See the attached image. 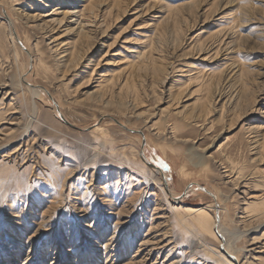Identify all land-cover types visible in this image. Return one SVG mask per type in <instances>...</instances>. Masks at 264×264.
Wrapping results in <instances>:
<instances>
[{"label":"rangeland","instance_id":"rangeland-1","mask_svg":"<svg viewBox=\"0 0 264 264\" xmlns=\"http://www.w3.org/2000/svg\"><path fill=\"white\" fill-rule=\"evenodd\" d=\"M9 4L30 80L67 119L88 128L111 113L141 130L170 189L211 186L240 264H264V0H98L95 21L72 18L85 30L42 16L40 0ZM2 19L0 264H227L186 210L213 214V197L171 200L141 135L110 119L74 130L32 97L29 58Z\"/></svg>","mask_w":264,"mask_h":264},{"label":"bare ground","instance_id":"bare-ground-1","mask_svg":"<svg viewBox=\"0 0 264 264\" xmlns=\"http://www.w3.org/2000/svg\"><path fill=\"white\" fill-rule=\"evenodd\" d=\"M12 2L14 0H11ZM11 1L7 2V0H0V10L3 14V19L2 21L4 22V24L6 25V27L9 29L10 33L12 34L13 38L18 42L19 46H21V48H24L26 47L19 35L17 34V29H16V23H15V20L12 18V16L8 13L9 11H7L6 7H10L11 9H14L13 7V4H9V3H12ZM56 0H40V4H42L43 6L45 7H51V12H49L48 10H44L41 15L44 16V17H51V19L53 21H63L61 20L62 18H67L68 20H70L72 23L73 21L78 23V28L80 30H85L84 29V26L86 24H83L82 21L78 20L77 18L76 19H72L74 18V16H80L82 13H84L85 10H89L90 13L91 11L94 13L93 16L91 17H88V20L89 22H93L95 21V19H97V16L95 14V7H97V1L98 0H81V6L79 7H73L74 4H77L79 1L78 0H65V2H63L62 0H58V2L56 3L55 2ZM68 1H71V2H68ZM100 1V0H99ZM112 1V0H111ZM116 3L117 2H120L122 0H115ZM133 2V1H132ZM16 3V2H15ZM52 3H56L54 6H52ZM62 3H64V6H62ZM101 3V2H100ZM191 3V2H190ZM199 3V2H198ZM131 4V3H130ZM10 5V6H9ZM78 5V4H77ZM116 5V4H115ZM199 5V4H198ZM111 6V5H110ZM115 7V6H114ZM164 7V6H163ZM194 7V6H193ZM63 8V11H61V13L63 14V17H61L60 19L58 18H55V15L54 14H61L60 11L58 10H61ZM173 11L174 14H176L175 16L177 17V19H175V23L179 22V18L178 16L183 13V9L185 8L184 5H180L179 6H175L173 7ZM195 8V7H194ZM32 9V8H30ZM48 9V8H47ZM170 9V8H169ZM191 9V8H190ZM189 9V10H190ZM172 11V12H173ZM12 12V11H11ZM170 12V10H169ZM180 13V14H179ZM61 14V15H62ZM36 15V14H35ZM83 16V15H82ZM184 16V15H183ZM81 17V16H80ZM172 17V16H171ZM79 18V17H78ZM183 18V17H182ZM80 19V18H79ZM83 20V19H82ZM184 20V19H183ZM170 21V20H169ZM46 23V22H45ZM48 24V23H47ZM46 24V25H47ZM49 25V24H48ZM89 25V24H88ZM178 25V24H177ZM43 26V25H42ZM46 28V26H45ZM44 28V29H45ZM77 29V28H76ZM48 32V30H47ZM82 33V32H81ZM224 38V36H223ZM231 38V37H230ZM223 41V39H222ZM226 44H229V43H226ZM27 51L26 54L29 58V64H28V67L27 69L24 71L23 75L21 76V82L22 84L26 85V87L28 88V90L31 92V94L33 95L32 97H40V96H43L47 99V101L50 103L51 107L55 110L58 118L61 120L60 118V115L58 113V108L60 109V112L62 113V115H64L63 111L61 110L60 106L53 100V97H52V94L51 92L49 91L48 88H46L45 86H41V87H32L31 85L34 84V85H38V84H35L33 83L31 80H30V74L31 73V70H32V67L34 66V63H35V59L33 57V55L31 54L30 50L28 48H26ZM65 50L61 51L58 53V55L60 53H63ZM65 54V53H64ZM67 54V53H66ZM79 55V54H78ZM63 58V57H62ZM89 68V67H88ZM100 73V72H99ZM93 74V73H92ZM104 74V73H102ZM218 97H222V94L221 93H218L217 95ZM36 110V105L34 104V113ZM65 116V115H64ZM111 116H114L113 114H104L101 116L100 120H102L101 123H103L104 121H106L107 119H110ZM35 117V114L32 116V119L31 121H33ZM65 118L67 119V117L65 116ZM116 118V117H115ZM117 119V118H116ZM68 120V119H67ZM112 120V119H110ZM120 124L124 125V126H127V124L121 120V119H117ZM31 121L29 122L28 125H26L25 129L29 130V127H30V124H31ZM62 121V120H61ZM63 122V121H62ZM64 123V122H63ZM101 123L99 124H96L94 125L93 128H95L96 126L100 125ZM129 127V126H127ZM92 128V129H93ZM138 130V134L141 135V137L143 138V141L145 140V136L142 134L141 131H139V129H136ZM141 132V133H140ZM252 142V141H251ZM256 145V144H255ZM253 145L252 146V149L253 150H256L255 153H257V150H258V147ZM22 150L20 146H18L17 148H15L11 153L14 155V154H17L19 153V151ZM144 151V150H143ZM196 155V154H195ZM142 157V155H141ZM143 160L147 163L148 160V157L145 155V152H144V157H142ZM260 158V157H259ZM148 164V163H147ZM155 168V172L157 173V175L160 177V180L163 182L162 184V189L165 191L166 190V194L167 196L173 200V201H178L179 200V197L182 196L184 193L188 194L190 193L191 191H194V192H203V193H207L209 195H211L213 197V201H214V204H213V208L215 210V213L211 214L208 209H206L205 207H201V208H192V207H185L186 210L188 211V213L192 216H196L194 218V220L200 224V225H204L205 223H208L209 222V225H210V228L211 230L215 233V235L217 237H219L221 239L220 241V249L222 251V258L225 259L227 261V264H240V261H239V258H238V255H237V250H235L232 246H231V241H230V236L227 235L223 229L220 227L219 225V221L221 220L220 219V214L222 212V206L220 204V202L218 201V197L217 195L214 193V191L212 190L211 186L205 184L204 186L201 185V183H192L190 184L189 186L186 187L184 193L181 195L179 193H176L174 192L172 189H170L169 187V181L167 179V175L161 170L159 169L158 167H153ZM152 179V178H151ZM207 183V182H206ZM130 187V186H129ZM114 205V204H113ZM194 214V215H193ZM193 219V218H192ZM208 221V222H206ZM195 223V222H194ZM116 229V227H115ZM228 233V231H227ZM151 237V236H150ZM148 240V239H146ZM152 240V239H151ZM150 241V239H149ZM153 241V240H152ZM147 243V242H146ZM169 244V242H167ZM148 244V243H147ZM166 244V243H165ZM144 249V248H143ZM173 249V248H170V250ZM174 250V249H173ZM243 250V249H242ZM160 253V252H159ZM170 253V252H169ZM145 254V253H144ZM141 259V258H140ZM175 263V261L173 262ZM178 264V263H176Z\"/></svg>","mask_w":264,"mask_h":264},{"label":"water","instance_id":"water-1","mask_svg":"<svg viewBox=\"0 0 264 264\" xmlns=\"http://www.w3.org/2000/svg\"><path fill=\"white\" fill-rule=\"evenodd\" d=\"M22 49H23L24 51H27V50H26V47H24V48H22ZM31 86H32V87H41V86H39V85H34V84H32ZM58 113H59V115H60L61 120H62L67 126H69L70 128H72V129H74V130H78V131H90V130L94 127V125L99 124V123L102 122V120H98L97 122H95V123H94L93 125H91L90 127H88V128H82V127H79V126H77V125L71 123L69 120H67V119L65 118V116L62 115V113L60 112V109H59V108H58ZM110 119H112L113 121H115L118 125H120V126L123 127L124 129H126V130H128V131H131V132H136V133H138V130L120 124V122H119L114 116H111ZM139 131H141V130H139ZM141 132H142V131H141ZM141 132H140V133H141ZM142 133H143V132H142ZM144 146H145V140L143 141L142 149H141V151H140V155H142V157H144V151H143L144 148H145ZM147 163H148L149 165L153 166V167L156 166V165L152 164L150 161H147ZM184 194H186V193H184Z\"/></svg>","mask_w":264,"mask_h":264}]
</instances>
